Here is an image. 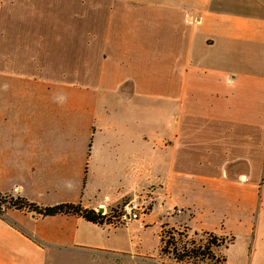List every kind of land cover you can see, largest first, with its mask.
<instances>
[{
  "label": "crops",
  "instance_id": "1",
  "mask_svg": "<svg viewBox=\"0 0 264 264\" xmlns=\"http://www.w3.org/2000/svg\"><path fill=\"white\" fill-rule=\"evenodd\" d=\"M115 1L0 0L7 16L27 6L31 26L86 31L91 37L83 47L88 51L95 41L103 49L99 71L75 73L95 102L64 110L75 117L71 129L45 135L46 102L29 104L27 111L42 113V126L22 144L31 174L25 179L35 192L24 199L107 212L147 197L159 225L232 236L224 263L264 264V0H199L192 9L168 12L162 27L158 10L148 22L142 12L115 8ZM10 41L0 39L4 81L8 70L25 68L19 58L13 62ZM6 83L0 81V93L13 92ZM20 212L43 224L24 222L28 231L21 233L10 221L8 248L34 247L43 264L63 255L97 264L128 256L110 247V233L122 226ZM238 239L243 246L235 262L230 255Z\"/></svg>",
  "mask_w": 264,
  "mask_h": 264
},
{
  "label": "rangeland",
  "instance_id": "2",
  "mask_svg": "<svg viewBox=\"0 0 264 264\" xmlns=\"http://www.w3.org/2000/svg\"><path fill=\"white\" fill-rule=\"evenodd\" d=\"M198 2L200 3L199 0H117L114 5L115 8L142 12L148 22L150 11L156 9L159 12L158 23L162 27L168 12L176 13L183 6L192 9L198 6ZM85 6L80 5L82 8ZM22 8L26 10L25 15L22 14L23 9H20L15 15L7 16L8 7L5 3L0 4V39L16 42L11 47L16 51L13 62L19 58L25 66L24 70H8L7 76L10 79L0 80L14 86L13 92L5 87L0 93V264H43L41 253L32 246L33 251L8 248L11 238L9 234L12 233L9 229L10 221L13 229L16 230L13 225L16 224L21 229L20 232L23 229L28 231L25 223L28 227L35 226L38 229L43 224L38 222L34 225V219L25 217L20 212L27 210L16 209L20 199L35 193L28 189L33 181L25 179L31 177V174L24 168L22 144L25 137H31L28 135L36 133L42 126V113L37 110L27 111L31 108L29 104H35L34 108H37L38 103L46 102V121L41 128L45 135H51L59 129L63 132L71 129L75 125V117L64 110L71 104L85 105L95 102L94 93L86 87L83 80L76 78L75 73L77 71L79 75L92 76L89 71H99L103 55V49L98 42L94 41L88 51L83 47L85 39L91 37L86 31L68 30L63 26L51 29L31 26V16L26 20L30 9L27 6ZM173 29L178 31L174 25L172 31ZM158 33L160 37H164L163 31ZM86 55H90L87 61ZM77 59L79 61L76 62ZM38 67L44 74L38 72ZM22 87L28 88L30 94L26 95L27 91ZM36 87H45L46 92L42 95ZM91 88L96 90L97 86ZM30 199L31 202H42L40 196H30ZM79 200L86 201V198L79 197ZM129 201L131 200L127 202ZM136 201L144 208L137 212L138 222H125L120 216L117 220L122 225L116 226L122 227L116 229L115 233H110V247L120 253H127L128 256L118 261H101L99 264H226L225 251L233 241L232 236L189 231L177 222L159 225L161 220L157 213L154 211L150 214L152 205L148 198L143 197ZM120 207L114 209L117 210L115 213L120 212ZM107 213L115 214L112 210ZM174 213L177 214L176 211ZM148 214V219H145ZM237 242L230 255L235 262L241 259L243 246V240L238 239ZM175 256L182 261H176ZM9 259L14 262L9 263ZM61 259L62 261L55 264L98 263L94 259L90 262L72 255H63Z\"/></svg>",
  "mask_w": 264,
  "mask_h": 264
},
{
  "label": "trees",
  "instance_id": "3",
  "mask_svg": "<svg viewBox=\"0 0 264 264\" xmlns=\"http://www.w3.org/2000/svg\"><path fill=\"white\" fill-rule=\"evenodd\" d=\"M20 204L17 206V210H27L43 217H51L57 215L64 216H78L84 219L86 222H89L94 225H110L117 227L116 225H122V223L117 220L121 216V211L115 213L117 210L112 209V212L115 214L107 213V212H99L93 209H88L80 204H61L54 207H40L36 204L29 203L25 199H20ZM116 209V208H115ZM119 221L115 223V221ZM163 252V251H162ZM204 256V254H202ZM176 261H182L181 258L175 256ZM178 262V263H180Z\"/></svg>",
  "mask_w": 264,
  "mask_h": 264
},
{
  "label": "built area",
  "instance_id": "4",
  "mask_svg": "<svg viewBox=\"0 0 264 264\" xmlns=\"http://www.w3.org/2000/svg\"><path fill=\"white\" fill-rule=\"evenodd\" d=\"M142 210H144L143 206H140L136 200L126 202L122 206V208L120 207L121 219L125 222H128L130 220L138 221L139 217L137 212Z\"/></svg>",
  "mask_w": 264,
  "mask_h": 264
},
{
  "label": "water",
  "instance_id": "5",
  "mask_svg": "<svg viewBox=\"0 0 264 264\" xmlns=\"http://www.w3.org/2000/svg\"><path fill=\"white\" fill-rule=\"evenodd\" d=\"M99 212H103V210H102V209H100V210H99Z\"/></svg>",
  "mask_w": 264,
  "mask_h": 264
}]
</instances>
